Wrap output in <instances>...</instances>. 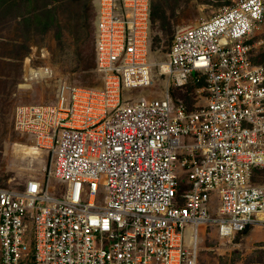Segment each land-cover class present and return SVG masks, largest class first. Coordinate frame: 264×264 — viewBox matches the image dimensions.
Instances as JSON below:
<instances>
[{
	"label": "built area",
	"instance_id": "built-area-1",
	"mask_svg": "<svg viewBox=\"0 0 264 264\" xmlns=\"http://www.w3.org/2000/svg\"><path fill=\"white\" fill-rule=\"evenodd\" d=\"M151 0H98L101 88L62 83L57 102L22 105L15 130L46 154L42 179L0 187V264H198L203 228L240 235L264 214V66L253 38L264 0H236L178 29L150 61ZM190 82L205 104L124 98ZM187 177L180 193L181 179ZM219 202L214 213L212 204Z\"/></svg>",
	"mask_w": 264,
	"mask_h": 264
},
{
	"label": "rangeland",
	"instance_id": "rangeland-1",
	"mask_svg": "<svg viewBox=\"0 0 264 264\" xmlns=\"http://www.w3.org/2000/svg\"><path fill=\"white\" fill-rule=\"evenodd\" d=\"M235 1L152 0L160 19L152 23L150 61H167L178 29L209 20ZM97 9L98 0H0L1 188L21 190L30 179H42L47 165L45 153L35 158L17 150L20 145L35 146L29 135L15 130L17 107L55 104L62 83L89 89L103 86L95 60ZM34 13L49 26L44 28L39 20L29 19ZM253 43L255 59H259L264 52V23L255 32ZM152 75L149 89L125 90L123 97L164 98L171 87L168 78L160 76L158 69H153ZM199 88L190 82L182 89L171 87V91L192 109L205 104L204 96L197 94ZM252 182L264 189V169L255 172ZM212 207L218 210L217 199ZM217 233V226L200 231L198 264H264V242L252 247L245 245L243 234L228 242Z\"/></svg>",
	"mask_w": 264,
	"mask_h": 264
},
{
	"label": "crops",
	"instance_id": "crops-1",
	"mask_svg": "<svg viewBox=\"0 0 264 264\" xmlns=\"http://www.w3.org/2000/svg\"><path fill=\"white\" fill-rule=\"evenodd\" d=\"M213 211L215 213L214 207H213ZM217 234L219 235V233H217ZM234 237L227 238L226 241L232 242L233 239H235ZM243 239L245 241V245H250L252 247H254L255 244L264 242V227L257 225V224L252 225L249 233L247 235H245L243 237ZM229 250H231V249H229ZM232 250H233V247H232Z\"/></svg>",
	"mask_w": 264,
	"mask_h": 264
},
{
	"label": "trees",
	"instance_id": "trees-1",
	"mask_svg": "<svg viewBox=\"0 0 264 264\" xmlns=\"http://www.w3.org/2000/svg\"><path fill=\"white\" fill-rule=\"evenodd\" d=\"M151 7H152L151 19H152V23L153 22L155 23V22H157L158 19H160V17L158 15V11L153 6L152 0H151ZM29 19L39 20L40 23L43 25L44 28H47L49 26V23L47 21H45V20H42L41 21V17L39 15H36V13L32 14V16H29ZM255 62L264 66V52L261 54V56L259 57V59H255ZM185 189H186L185 184H182L181 189H180V193H183V191ZM250 228L251 227L246 228V230H244V232L242 234L244 236L247 235L249 233V231H250Z\"/></svg>",
	"mask_w": 264,
	"mask_h": 264
},
{
	"label": "bare ground",
	"instance_id": "bare-ground-1",
	"mask_svg": "<svg viewBox=\"0 0 264 264\" xmlns=\"http://www.w3.org/2000/svg\"><path fill=\"white\" fill-rule=\"evenodd\" d=\"M44 71L45 70H42V73H44ZM17 147H18L17 150H19V152H22L25 155L33 156L35 158H38L37 156H39L41 154V151H39L35 146H23V145H20V146H17ZM259 218L261 220H264V214H260Z\"/></svg>",
	"mask_w": 264,
	"mask_h": 264
}]
</instances>
